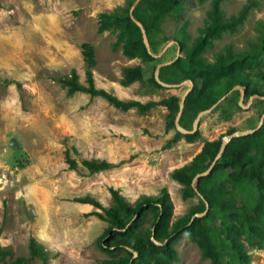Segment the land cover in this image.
Returning a JSON list of instances; mask_svg holds the SVG:
<instances>
[{
  "label": "rangeland",
  "instance_id": "obj_1",
  "mask_svg": "<svg viewBox=\"0 0 264 264\" xmlns=\"http://www.w3.org/2000/svg\"><path fill=\"white\" fill-rule=\"evenodd\" d=\"M154 1L146 0L148 8ZM244 1L221 0L223 15L236 13ZM129 2L0 0V245L11 248L10 255H0V264H14L16 256L28 255L31 236L49 250L50 257L44 263L33 256L29 264H99L102 258L122 256L124 249H108L103 244L110 238L105 234L109 221L89 213L99 208L75 197L89 193L109 206L113 202L110 186L118 188L129 202L144 193L158 195L165 187L174 221L198 197L184 198L181 182L170 171L192 160L208 140L221 142L223 134L259 122L264 97H253L245 107L251 94H244L241 105L240 90L237 95L228 93L202 114L192 132L177 128L178 110L173 123L170 121L165 104L156 103L141 112L136 107H116L103 96L83 90L67 94L59 78L71 68L77 70L82 83H87L83 41L93 45L95 85L120 98L146 102L174 94L181 97L187 89L188 82L165 86L154 83L152 75L158 62L174 58L177 52L182 54L180 43L179 51L175 42L163 50L169 40L180 38L183 44L191 45L200 35L212 0H184L165 15L158 27L147 33L152 52L163 50L148 61L122 51L121 41L116 43L118 29L98 31L101 13L131 6ZM259 20H264V0H257L235 30H225L213 38L201 55L215 61L227 44L249 47L258 34ZM136 64L141 65L143 77L122 84V66ZM251 65L264 69V56ZM187 133H193L194 138ZM67 155L77 160L75 168L69 167ZM91 157L117 164L89 172L82 160ZM240 194L237 203L247 199ZM151 219L147 211L140 222L149 225ZM171 235L178 256L171 264H213L184 231ZM240 238L250 261L264 264V246L258 239L244 227Z\"/></svg>",
  "mask_w": 264,
  "mask_h": 264
},
{
  "label": "trees",
  "instance_id": "obj_2",
  "mask_svg": "<svg viewBox=\"0 0 264 264\" xmlns=\"http://www.w3.org/2000/svg\"><path fill=\"white\" fill-rule=\"evenodd\" d=\"M182 1L184 0H157L150 3L148 8L146 0H139L133 14L149 33L154 27H158L165 15L179 7ZM220 2L221 0H212L207 11L206 25L201 27L200 35L192 44L185 45L183 39L179 38L182 54L172 63L160 68L159 76L166 82L177 83L186 78L193 81V87L186 95L184 110L180 116V123L186 128L192 127L193 119L200 109L209 107L236 84L245 87L246 96L252 93L264 95V69L251 65L264 56V20L258 21L256 26L258 34L251 40L249 47L240 49L227 44L217 53L215 61H208L201 55L206 46H211L213 38L220 36L225 30H235L257 0H245L240 9L229 16L223 15ZM129 7L130 5L110 14L101 13L98 31L110 27L118 29L116 43L121 41L125 54L140 55L145 61L152 60L155 57L147 50L140 27L129 15ZM81 47L87 63V83H82L78 79L77 70L71 68L69 74L59 78L66 86L67 94L83 90L90 95L103 96L116 107L122 109L136 107L141 112L156 103L165 104L169 108L170 121L173 123L180 97L174 94L159 100L143 102L133 98L123 99L102 87H97L91 69L96 64L93 45L83 41ZM142 77L143 70L140 64L124 65L121 68L122 84ZM152 80L159 84L154 75ZM17 85L21 87V83L17 82ZM231 93L237 95L239 89H234ZM263 111L264 108L261 113ZM186 135L194 138L193 133ZM219 145L218 139L208 140L192 160L170 171L171 176L181 182L180 188L184 198H191L194 195L198 197L187 212L179 215L174 221H171L172 201L165 187L161 188L158 195L144 193L134 202H129L118 188L110 186L113 202L109 206L103 205L95 195L89 193L75 197L77 201L91 203L99 208L89 213H96L109 221L105 234H109L110 238L103 242L104 246L108 249H111L110 246L118 250L124 249L125 253L122 256L102 258L99 264H171L178 258L177 250L171 242V234L180 231H184L196 242L201 254L209 257L213 264H253L243 248L240 233L243 227L247 228L264 246V121L255 131L233 137L213 168L193 181L195 174L210 164ZM66 160L70 168L77 166L76 159L67 155ZM82 163L89 172L117 164L102 157L85 158ZM237 191L245 194L247 198L242 203H237ZM204 210L203 215L195 216L191 220L194 213ZM147 211H150L152 216L149 225L140 222ZM134 217L136 218L133 220ZM152 236L163 243L157 244ZM28 245L29 254L16 256L12 259L14 264H29L33 256L40 257L45 263L50 257L49 250L33 236L30 237ZM134 250L137 251L136 257H133ZM10 254L11 248L0 245L1 256Z\"/></svg>",
  "mask_w": 264,
  "mask_h": 264
},
{
  "label": "water",
  "instance_id": "obj_3",
  "mask_svg": "<svg viewBox=\"0 0 264 264\" xmlns=\"http://www.w3.org/2000/svg\"><path fill=\"white\" fill-rule=\"evenodd\" d=\"M139 2V0H134L133 3L131 4L130 8H129V15L130 17L132 18V20L138 24V26L140 27L141 29V32H142V38H143V41L145 43V46L147 48V50L155 55V56H160V54L162 53V51L169 45L171 44V42H175L177 45H178V51H179V48H180V45H179V42L178 40H169L166 44V46L163 48V50L159 53H153L152 50H151V47H150V42L148 40V36H147V32H146V29H145V26L144 24L134 16L133 14V9L134 7L136 6V4ZM178 56V52H177V55L172 58V59H169V60H164V61H160L157 63L156 67H155V70H154V77L155 79L162 85H165V86H179L185 82H188L189 86L187 87V89L184 91V93L182 94V96L180 97V100H179V108H178V112L176 114V117H175V124L177 126V128L182 131V132H192L194 131L197 126H198V122L200 120V117L202 114L206 113V112H209L213 109V107L216 105L217 102H219L221 99H223L228 93H230L232 90L234 89H239L241 91V95H240V98H239V104H243L242 103V99L244 97V94H245V87L241 84H236L234 85L228 92H226L225 94H223L220 98H218L214 103H212L209 107H206V108H203V109H200L198 111V113L196 114L194 120H193V127L191 129L189 128H186L184 127L181 123H180V116L182 114V111H183V108H184V103H185V98H186V95L189 93V91L192 89L193 87V81L190 79V78H186V79H183L181 80L180 82H177V83H170V82H166L164 80H162L159 76V72H160V68L164 65H167V64H170L172 63ZM264 97V95H260L258 93H253L249 96V102H247L246 104H244L245 107H248L251 103V101L253 100V97ZM264 121V111L260 114V118H259V122L256 126H253V127H248V128H245V129H235L233 131H231L230 133H226V134H223L222 135V138H221V142H220V145H219V148H218V151L217 153L215 154L214 158L212 159L211 163L209 164V166L196 173L194 178H193V181H196L198 180V178L202 175H205L207 174L211 169L212 167L214 166V164L216 163L217 159L221 156L223 150L225 149L227 143L235 136H240V135H245V134H248V133H251L253 131H255L256 129H258L262 123ZM197 192L199 193L198 189L196 188ZM202 196V195H201ZM208 207V202L206 201V209ZM205 212L202 211V212H197V213H194L192 216H191V220L193 219V217L195 216H201L203 215ZM153 233V232H152ZM152 239L154 240V242H156L157 244H161L163 243L162 241H159L157 240L154 236H152ZM167 240V238L165 239V241ZM129 249H131L129 247ZM137 255V252L134 250L133 251V257Z\"/></svg>",
  "mask_w": 264,
  "mask_h": 264
}]
</instances>
